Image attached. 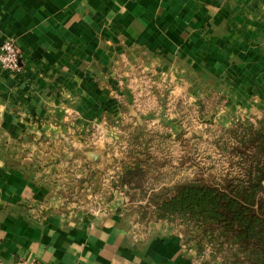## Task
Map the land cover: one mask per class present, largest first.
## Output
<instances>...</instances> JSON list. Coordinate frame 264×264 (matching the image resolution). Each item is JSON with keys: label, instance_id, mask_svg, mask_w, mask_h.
I'll return each mask as SVG.
<instances>
[{"label": "crops", "instance_id": "0c3cea01", "mask_svg": "<svg viewBox=\"0 0 264 264\" xmlns=\"http://www.w3.org/2000/svg\"><path fill=\"white\" fill-rule=\"evenodd\" d=\"M5 38L19 69L0 68V263L196 264L164 220L141 227L104 193V167L139 116L166 119L142 112L145 81L264 107V0H0Z\"/></svg>", "mask_w": 264, "mask_h": 264}, {"label": "rangeland", "instance_id": "374dc122", "mask_svg": "<svg viewBox=\"0 0 264 264\" xmlns=\"http://www.w3.org/2000/svg\"><path fill=\"white\" fill-rule=\"evenodd\" d=\"M145 84L139 90L137 87H130L132 91L140 93H137V97L141 99L139 105L142 112L152 110L166 119L152 122L148 116L144 118L139 116L134 121L135 130H140L139 138L129 142L126 140L128 134L124 136L122 145L117 148V152L118 149L120 152L104 167L107 182L103 183L102 190L106 194L107 191L110 192L111 187L119 190L121 192L119 195L124 197L126 206L136 212L138 225L141 227L151 221L164 220L180 235L182 243L194 248L196 264H220L218 259L209 253L210 247L206 244L202 246L200 253H197L194 240L189 238V231L179 218L154 219L146 200L151 194L147 193L151 192L152 188L167 187L177 181L196 176L206 179L219 176V173L228 167V161L231 159L217 143V137L224 136L221 130L236 122L244 124L253 122L261 115V108L253 114L252 111L256 112L258 108L257 102L253 103L251 96L233 94L237 88L222 91L223 93L214 90L207 92L206 89L203 96L198 98L195 90L188 92L173 90L174 85H171L164 93L163 87L156 86V89H152L147 81ZM233 97H237V101L238 97H241L242 101L248 103L242 102L243 105L238 108V104L241 103L232 100ZM241 109L247 111L243 112ZM136 156L141 161L143 171L129 175L131 184L127 191H123L113 185L116 173L121 171L120 162L132 160ZM92 173L95 175L96 170L92 169ZM134 182H139L140 185L135 190L131 187ZM138 189L142 192H137ZM82 203L85 202H78L77 205ZM86 205L88 208L94 206L92 202Z\"/></svg>", "mask_w": 264, "mask_h": 264}, {"label": "trees", "instance_id": "16d2710c", "mask_svg": "<svg viewBox=\"0 0 264 264\" xmlns=\"http://www.w3.org/2000/svg\"><path fill=\"white\" fill-rule=\"evenodd\" d=\"M221 133L217 143L231 157L225 171L152 188L146 200L154 219L179 218L186 225L197 253L206 244L220 264H264V107L253 122H236ZM139 135L134 129L126 140ZM140 163L137 156L120 162L113 185L127 191L128 176L143 171Z\"/></svg>", "mask_w": 264, "mask_h": 264}, {"label": "built area", "instance_id": "2783aa9c", "mask_svg": "<svg viewBox=\"0 0 264 264\" xmlns=\"http://www.w3.org/2000/svg\"><path fill=\"white\" fill-rule=\"evenodd\" d=\"M0 68L5 70L19 69V52L14 41L11 38H5L0 42ZM2 264V263H0ZM27 264H40L37 261H31Z\"/></svg>", "mask_w": 264, "mask_h": 264}, {"label": "water", "instance_id": "95a60500", "mask_svg": "<svg viewBox=\"0 0 264 264\" xmlns=\"http://www.w3.org/2000/svg\"><path fill=\"white\" fill-rule=\"evenodd\" d=\"M83 155H84L85 158L88 159V160H93V159L96 157V153L93 152V151H89V150L85 151V152L83 153Z\"/></svg>", "mask_w": 264, "mask_h": 264}]
</instances>
